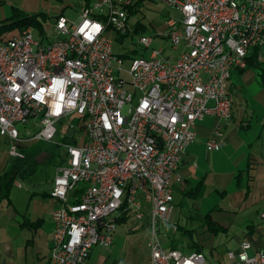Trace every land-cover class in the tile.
Instances as JSON below:
<instances>
[{
  "label": "built area",
  "instance_id": "obj_1",
  "mask_svg": "<svg viewBox=\"0 0 264 264\" xmlns=\"http://www.w3.org/2000/svg\"><path fill=\"white\" fill-rule=\"evenodd\" d=\"M159 1L181 16H168L153 34L167 46L132 57L128 69L113 53L112 35L131 22L132 0H96L75 20L57 15L48 40L36 38L32 26L0 35V135L9 152L21 154L17 126L30 119H38L35 139L51 140L54 122L72 112L82 129L63 135L74 142H60L65 153L49 191L59 204L51 211L47 264H83L93 247L109 248L127 214L150 217V264H210L202 252L164 246L158 223L169 220L172 184L195 122L218 118L206 146L221 144L234 109L231 72L246 67L251 49H264V0ZM152 41L138 39L143 47ZM228 255L231 264H264V240L259 249L242 240Z\"/></svg>",
  "mask_w": 264,
  "mask_h": 264
},
{
  "label": "crops",
  "instance_id": "obj_2",
  "mask_svg": "<svg viewBox=\"0 0 264 264\" xmlns=\"http://www.w3.org/2000/svg\"><path fill=\"white\" fill-rule=\"evenodd\" d=\"M162 28L161 24L157 29ZM165 53L175 59L178 50L166 48ZM260 53L264 54V49ZM259 71L245 67L232 70L228 89L235 97L234 109L232 117L223 124L220 146L211 150L206 146L220 120L213 115L197 120L194 125L195 139L186 145L177 171L178 178L172 184L173 200L175 191L181 195L180 206L185 198L197 200L209 196L212 200L222 201V206L215 202L210 204L202 216L206 220L208 215V219L220 228L212 233L206 226H200L196 228V235L203 254L206 250L214 251L216 239L221 238L228 244L235 238L237 244L234 248L228 246L226 249L227 264L232 261L228 252L235 251L242 240L248 239L253 249L261 248L264 240V218L261 215L264 209V78ZM30 136L21 133L18 142L22 144L33 139ZM7 156L18 155H12L8 150L0 159V172L11 169L9 172L13 177L8 198L0 200V264H47L52 244L51 211L59 204L58 200L50 197L49 191L58 161L53 162L52 174L30 178L35 168L28 171L31 166H8ZM199 181L203 185L201 194L190 198L187 192ZM181 216V210L176 209L173 202L166 222L167 230H170L169 223L171 226L172 223L187 225L186 221L179 223ZM120 220L118 225L128 222L133 227L139 223L145 229L148 256L141 259L139 251L130 247L129 241L120 242L115 234L109 248L93 247L83 264H150L148 240L152 231L149 215L144 214L138 220L127 214ZM230 228L240 234L228 236ZM161 230L165 231L163 225L158 227V234ZM173 232L181 243L183 238L186 240L185 235ZM165 236L164 246L169 240L166 233Z\"/></svg>",
  "mask_w": 264,
  "mask_h": 264
},
{
  "label": "rangeland",
  "instance_id": "obj_3",
  "mask_svg": "<svg viewBox=\"0 0 264 264\" xmlns=\"http://www.w3.org/2000/svg\"><path fill=\"white\" fill-rule=\"evenodd\" d=\"M0 19L7 18L12 13L13 7H17L26 13H33L38 11L46 12L50 15V18L44 22V32L43 36L45 40L53 38V23L54 18L61 11L63 16L68 19L75 20L79 13L81 12L82 7L84 6V0H0ZM96 0H89V5H92ZM170 16L175 19H179L181 14L179 11L166 6L159 0H142L138 10L133 14V17L130 19V23H134L136 20L147 25V29L142 32H133L130 27V32L120 38H114L112 35V50L114 54L122 55L127 53L128 56H121L123 58L122 66L124 69H128L130 66V61L132 57H138L143 55L148 57L152 48L166 47L167 41L164 39L158 38V36L153 35L156 32L158 26L164 23L165 19ZM140 35H149L153 36V41L150 47H143L139 44L138 39ZM34 36L40 38L42 35L34 31ZM260 61L264 62V54L260 53ZM259 82V81H257ZM77 118L78 115L75 112L69 113L62 116L54 122V127L56 129L51 140L43 139H31L28 141H23L22 146L17 145V151L23 153V159L17 156H7L8 166L15 165L17 162L21 161L26 163L28 171L35 168V172L30 175V178H37L41 176H48L52 174L53 171V162L59 161L60 155L56 152L64 154V149L61 145L57 146L56 150L54 149L55 145L59 144L63 140V135L73 136L82 134V129L77 127ZM71 121L74 124V128H67L66 123ZM18 129L21 133L27 135H33L39 129L38 119H30L25 123H19ZM6 136L0 135V159L3 158L4 154L9 150L10 143L8 142ZM20 141V140H19ZM54 152V153H53ZM19 156V155H18ZM24 170V169H23ZM31 174V173H30ZM25 183L27 182L24 181ZM15 191V190H14ZM181 195L178 192H174L175 207L178 210H181V218L179 223L187 222L188 228L198 227L200 228L203 221V214L207 211L210 204L214 202L218 206H222V201L212 200V197H206L202 199L192 200L185 198L180 206ZM184 215V216H183ZM139 222V221H138ZM173 222V221H171ZM171 227V223L168 224V229ZM130 230V231H129ZM145 229L137 223L132 227L128 222L125 224H117V229L114 232L116 234V240L124 242L125 240L129 241V246L139 251L141 259H144L145 256H148V249L145 246ZM179 234V232L177 233ZM238 235L240 233L229 229V235ZM158 237L162 244H165L166 236L164 231L158 234ZM185 238L182 239L184 241ZM216 248L213 252L205 251L204 255L207 260L212 264H227L229 259L226 256V249L229 246L231 249L234 248V244H237V240L232 238V240L227 244L226 241H221V238L216 239ZM128 245V244H127ZM127 252V251H126Z\"/></svg>",
  "mask_w": 264,
  "mask_h": 264
},
{
  "label": "trees",
  "instance_id": "obj_4",
  "mask_svg": "<svg viewBox=\"0 0 264 264\" xmlns=\"http://www.w3.org/2000/svg\"><path fill=\"white\" fill-rule=\"evenodd\" d=\"M141 1L142 0H132V3L127 8L128 16H131L137 12ZM88 2H89V0H84V6L89 5ZM57 15H63V14L60 11ZM96 16L99 17L101 15H96ZM49 18H50V15H48L46 12H43V11L26 13L25 11H23L17 7H13L12 13L10 14V16L0 20V35L5 33V32L11 31V30L23 29L27 26H32L38 32V34L43 35L44 22ZM126 26L127 27H126V30L124 32L115 31L113 34V37L114 38H120V37L127 35L130 32V27L132 28L133 32H139V31L144 32L147 29V25L145 23L141 22L140 20H136L134 23L128 22ZM262 50L263 49L258 48V47H254L253 49H251V51L246 56V67L245 68L260 70L259 72L261 73V75H262L261 78L263 79L264 78V62H262L258 59V55ZM124 55L128 56L127 53H124L120 56H124ZM63 141H66L69 143L74 142V140L71 139L70 137L63 138ZM17 145L22 146L23 144L18 142ZM59 145H61V144L59 143V144L55 145L56 148ZM58 153L60 155V152H57V155H58ZM63 155H61L57 164H60L63 161ZM17 157L22 158L23 156H17ZM17 164L20 166L26 165V163L19 161L14 166H17ZM10 170H3L2 172H0V200L4 199V198H8L9 190H10V187H11V184L13 181V177L10 175V172H9ZM202 188H203V185H202L201 181H199L192 190H189V192H187V194L190 198L191 197L196 198L201 194ZM205 218H206V220L202 221L201 226H206V229L209 232L214 233L215 231H217L220 228L219 226L212 223V221L210 219H208L209 218L208 215H206ZM120 219H118L117 223L119 221H121ZM172 224L176 226L175 230H173V231H176V232L178 231L180 234L185 235L186 240H184L185 242L182 241V243H181L179 241V238L174 236L175 233L172 231L171 228H169L170 230H167V228H166L167 223L166 222H160V223H158V227L163 225V227L165 229L164 232L166 233L167 238H169L168 242L166 243V247L180 249L182 251H190V252L191 251H199V252H201L200 251L201 250L200 249V243H199V240L197 239V235H196V228H198V227L188 228L187 225H185V224H182V225L181 224L178 225L177 223H172Z\"/></svg>",
  "mask_w": 264,
  "mask_h": 264
},
{
  "label": "snow or ice",
  "instance_id": "obj_5",
  "mask_svg": "<svg viewBox=\"0 0 264 264\" xmlns=\"http://www.w3.org/2000/svg\"><path fill=\"white\" fill-rule=\"evenodd\" d=\"M85 27H87V25H85Z\"/></svg>",
  "mask_w": 264,
  "mask_h": 264
}]
</instances>
